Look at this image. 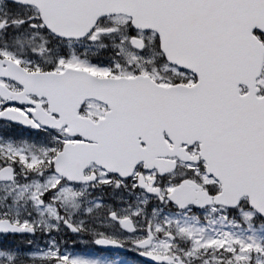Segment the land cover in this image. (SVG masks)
I'll use <instances>...</instances> for the list:
<instances>
[{
	"label": "snow or ice",
	"instance_id": "6c2138e0",
	"mask_svg": "<svg viewBox=\"0 0 264 264\" xmlns=\"http://www.w3.org/2000/svg\"><path fill=\"white\" fill-rule=\"evenodd\" d=\"M0 264H264V0H0Z\"/></svg>",
	"mask_w": 264,
	"mask_h": 264
}]
</instances>
